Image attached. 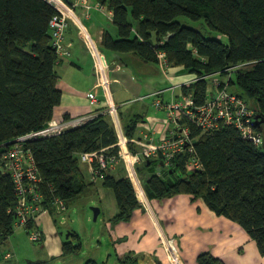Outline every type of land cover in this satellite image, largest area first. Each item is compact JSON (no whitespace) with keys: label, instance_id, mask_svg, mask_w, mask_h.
<instances>
[{"label":"trees","instance_id":"trees-1","mask_svg":"<svg viewBox=\"0 0 264 264\" xmlns=\"http://www.w3.org/2000/svg\"><path fill=\"white\" fill-rule=\"evenodd\" d=\"M99 1L113 15L114 30H104L102 41L109 58L132 55L144 62L159 63L163 53L167 65L182 66L196 75L195 81L183 87V94H191L195 104H203L208 98V76L234 71L226 87L236 86L240 97L264 120V0ZM57 14L60 12L47 0H0V153L19 137L44 128L62 101L55 64L64 57L57 52L50 26ZM180 17L198 22L204 30L184 24ZM67 21L66 42L72 22L71 18ZM245 63L253 65L248 70H235ZM138 121L132 118L125 124L129 139L136 138ZM185 125L190 127L203 167L186 171L185 162L190 157L187 150L176 155L174 168L166 169L156 159L144 163L150 175L138 164L148 198L156 201L188 194L193 200L202 199L218 215L240 224L264 255V140L257 145L237 127L223 123L206 132L185 117L178 126L175 123L172 137L181 134ZM257 126L264 130V122ZM118 140L107 115L56 136L28 140L25 147L32 150L47 200L26 228H15L16 217L9 212L17 202L15 183L9 173L0 170V249L16 231L27 229L30 237L31 230L39 229V215L54 210L66 213L69 205L95 184L86 182L81 154L103 148L106 154L118 153ZM129 146L137 152L135 142L130 141ZM119 170L118 176L107 172L101 185L115 193L118 212L114 221L127 222L142 203L125 169ZM55 198L64 200V210L53 203ZM43 239L42 232L41 239L31 241ZM6 249L0 251V264H17L15 254ZM64 250L66 254L80 253L82 244L66 243ZM86 264L97 262L89 260ZM118 264H138V260L128 256ZM197 264L226 263L205 251L198 255Z\"/></svg>","mask_w":264,"mask_h":264},{"label":"crops","instance_id":"crops-1","mask_svg":"<svg viewBox=\"0 0 264 264\" xmlns=\"http://www.w3.org/2000/svg\"><path fill=\"white\" fill-rule=\"evenodd\" d=\"M99 5V0H72L68 5L74 16L66 34L72 55L56 61L57 86L62 91V101L55 107L50 121H72L94 113L97 115L95 118L107 115L116 128L118 139H121L128 138L125 130L127 121L136 118L139 121L136 123L137 135L133 139L157 142L172 138L175 123L170 119L172 113L169 108L187 98L183 87L195 81L196 75L182 66L167 65L165 59L149 64L132 55L109 58L102 48V41L104 30H114L113 20L109 17L112 11L102 12L97 8ZM78 21L80 24L77 25ZM81 28L98 42L104 54L101 75L80 36ZM158 67L162 68L165 81L168 80L170 86L155 88L159 78ZM129 70L137 76L128 74ZM120 73L126 74L128 80L127 77L121 78ZM118 84L120 88H117ZM215 92L216 86L210 92L208 90V98ZM92 93L96 94V101L91 99ZM158 100L162 104L160 107L156 105ZM109 103L117 104V110L110 112ZM106 111L107 114L103 113ZM115 113L121 121V132ZM137 147L136 151L140 152L142 147ZM138 162L143 167L144 163L151 161ZM146 197L142 207L136 208L127 222L114 221L118 212L117 201L112 205L109 233L117 258H108L107 264H118L120 259L128 256L137 259L138 264H197L198 255L205 251L212 252L226 264H264V255L257 241L240 224L218 215L202 199L193 200L188 194L156 201ZM173 243L176 251L171 247ZM172 251L178 258L171 259Z\"/></svg>","mask_w":264,"mask_h":264},{"label":"built area","instance_id":"built-area-1","mask_svg":"<svg viewBox=\"0 0 264 264\" xmlns=\"http://www.w3.org/2000/svg\"><path fill=\"white\" fill-rule=\"evenodd\" d=\"M47 1L60 12L50 21L53 43L60 57L68 58L72 55L71 44L64 41V34L68 27L67 19L74 18L73 11L63 0L59 1L64 8L56 0ZM97 8L102 12L107 11L106 6L102 4ZM109 17L113 20L112 13ZM76 24H80V21ZM80 36L95 59V69L99 70L101 75L100 70L103 68L101 64L104 63V54L100 45L83 28L80 29ZM164 59L166 60L162 53L161 61ZM102 83L103 80H101ZM98 85L100 86V82H98ZM220 85V82H218L217 86L219 88ZM219 88L203 104H195L191 94L183 102L172 104L169 108L170 113H172L170 119L178 126L181 119L185 117L191 124H195L206 132L218 128L220 123L233 125L242 132L246 139L257 145L263 143L264 130L263 128L259 129L257 126L254 109L250 108L243 98L231 94L226 88ZM96 97V94L92 93L91 99L93 101H96ZM156 105L159 107L161 102L158 100ZM108 107L110 112L117 110V104L115 103H109ZM103 113L107 114L108 111ZM95 114L72 121H50L44 128L19 137L13 141L12 146L4 148V151L0 153V170L9 173L15 183L17 202L15 207L9 210V212L13 211L16 217L13 223L15 228H26L32 220H35L36 214L41 211V206L47 200V194L41 186L38 165L31 148L27 149L25 143L30 139L56 136L67 130L78 128L92 121L97 116ZM130 141L137 143L142 147V150L134 152L129 146ZM115 146L119 147L118 153L106 154V148L94 152H84L81 154V161L89 164L90 180L95 183L103 180L107 172L116 170L119 164L124 162L128 171L126 173L131 178L137 198L141 203L144 201L141 194L143 193L145 196L147 194L142 177L138 172L139 160L151 161L156 159L163 162L166 169H170L175 166L173 162L176 155L187 150L190 157L185 162L186 171H196L203 167L195 151L189 125H185L181 130V134H178L175 138L150 142V140H135L123 137L118 140ZM53 203L59 205L61 210L65 209L63 199L55 198ZM41 238L42 232L39 229L31 230V240L36 241ZM7 255V257H11V253Z\"/></svg>","mask_w":264,"mask_h":264},{"label":"rangeland","instance_id":"rangeland-1","mask_svg":"<svg viewBox=\"0 0 264 264\" xmlns=\"http://www.w3.org/2000/svg\"><path fill=\"white\" fill-rule=\"evenodd\" d=\"M179 20L184 24L203 29L198 22L186 17H180ZM252 65L253 63H245L239 66V68H235V70H248ZM234 73V71L230 72V74ZM128 74H135L137 76L132 70H129ZM158 74V84L155 85V88L158 89V87L171 85L168 80L165 81V74L160 67H158ZM230 74L223 76L215 73L208 76L209 92L215 86L217 90L219 88L217 83L220 82V88H226L231 94L240 97L239 93L236 92V86L231 85L226 87L225 85L229 80L228 76ZM119 75L121 78L127 77L124 73H120ZM233 77L235 78L236 76L233 75ZM117 88H120L119 84ZM252 105L254 107V103ZM261 147L264 150V144ZM80 167L85 175L86 182L90 183L89 164L81 161ZM121 167L126 169L124 162H121L113 173L120 175L121 171L119 169ZM142 169L146 171L144 167ZM115 201L116 197L113 189L104 188L99 180L94 185H90L78 200L71 203L66 213L60 214L57 210H54L53 212L49 211L47 214L38 216L37 225L44 234L42 241H31L27 229H21L16 231L1 246L0 251L10 248V252L15 254L17 264H86L89 260H95L97 264H107L108 258H111V260L117 258V252L111 242V234L109 233L110 222H108L110 219L109 213H111L110 210ZM96 207L102 208V212L99 214L97 220L94 219V208ZM70 233H76L80 235V238ZM66 243L71 246L81 243L82 250L80 253L66 254L64 250Z\"/></svg>","mask_w":264,"mask_h":264},{"label":"bare ground","instance_id":"bare-ground-1","mask_svg":"<svg viewBox=\"0 0 264 264\" xmlns=\"http://www.w3.org/2000/svg\"><path fill=\"white\" fill-rule=\"evenodd\" d=\"M59 4H61V2L59 1V0H56ZM61 6H62V4H61ZM63 7V6H62ZM64 8V7H63ZM114 117H115V120H116V122H117V124H118V126H119V130H120V132L122 131V125H121V121H120V119L118 118V116H117V114L115 113L114 114ZM141 197H142V199L143 200H146L147 199V197L142 193L141 194ZM171 247H172V249L173 250H177V247H176V244H171ZM176 258H178V255L174 252V251H172V257H171V259H176ZM179 264V263H178Z\"/></svg>","mask_w":264,"mask_h":264},{"label":"water","instance_id":"water-1","mask_svg":"<svg viewBox=\"0 0 264 264\" xmlns=\"http://www.w3.org/2000/svg\"><path fill=\"white\" fill-rule=\"evenodd\" d=\"M256 119H257V123L258 124H261V123L264 122V120L261 118V115L260 114H257L256 115ZM100 212H101V208H99V207L94 208V219L95 220H97Z\"/></svg>","mask_w":264,"mask_h":264}]
</instances>
